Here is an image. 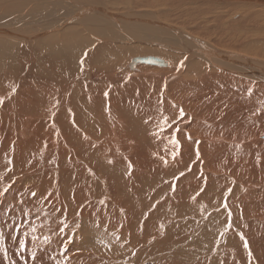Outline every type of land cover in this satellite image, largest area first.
<instances>
[{"label":"bare ground","instance_id":"obj_1","mask_svg":"<svg viewBox=\"0 0 264 264\" xmlns=\"http://www.w3.org/2000/svg\"><path fill=\"white\" fill-rule=\"evenodd\" d=\"M188 28L189 36L207 42L175 32ZM215 34L224 42L210 41ZM262 34L264 0H0V264H264L252 256L255 246L264 253V190L255 200L248 189L257 186L247 183L233 200L228 197L239 212L262 209L247 220L257 230L249 241L228 217L231 205L218 202L228 225L213 224L223 251L215 254L214 231L201 224L216 214L200 212L193 219L197 182L191 173L181 174L182 161H192L175 159L197 156L207 146L219 154L210 142H226L222 155L243 154L249 180L257 176L264 135H248L241 100L247 91L259 103L264 96ZM133 37L136 43L129 44ZM142 58L160 60L161 68L170 66L162 71L175 74L166 78L154 64L134 61ZM58 63L64 72L78 66V80L86 78L67 90ZM178 76V89L170 86L167 94L163 87ZM206 89H220L221 97ZM183 90L200 91L201 99L197 105L194 95L179 102L189 116L175 122ZM223 90L234 94L231 103ZM165 116L179 133L163 132ZM191 117V125L215 133L248 132L237 139L231 132L212 134L199 146L187 124ZM201 117L208 124L200 125ZM172 137L181 145L175 158ZM214 193H208L211 202L220 197ZM233 237L247 247H232ZM171 243L185 245L184 254L193 256L151 263Z\"/></svg>","mask_w":264,"mask_h":264},{"label":"rangeland","instance_id":"obj_2","mask_svg":"<svg viewBox=\"0 0 264 264\" xmlns=\"http://www.w3.org/2000/svg\"><path fill=\"white\" fill-rule=\"evenodd\" d=\"M230 4H239V3H228V5H230ZM156 10H158V8L156 9ZM159 11V10H158ZM236 14H239V13H236ZM175 30V29H174ZM183 30V32H181V31H177V30H175V32L177 33V34H179V35H181V36H183V37H185V38H187V39H190V40H193V41H195V42H207V41H200V40H197V39H194L193 37H191V36H189L188 34H187V32L186 31H191V28H188V29H182ZM214 30V29H213ZM212 31V30H211ZM229 36H231V34H228ZM264 34H262V36H263ZM257 37V36H256ZM264 37V36H263ZM209 39H210V41H213L214 43H221V42H224V36H221V35H218V34H215V35H213L212 37H210L209 36ZM121 41H118V42H116V44H121V43H123V44H126V43H124V42H121ZM129 44H131V43H136L135 41H134V37H133V39H130L129 41ZM234 43H236V42H234ZM234 45H237V44H234ZM245 56H247V55H245ZM132 57V55L131 56H128L127 57V59L125 60V59H122V62H123V64L122 65H125L126 63H128V61L130 60V58ZM249 57V56H248ZM252 58V57H251ZM133 60V59H132ZM206 63V62H205ZM208 64V63H207ZM58 66H59V69L63 72V73H65V77L67 78V80H68V84L66 85V88H67V90H68V88H70V87H74V85L75 84H77V83H79V82H81L82 80H84L86 77H84V76H81V81H79L78 80V78H79V70H78V66H76V67H73V68H69L68 66H66V67H63L65 70H66V72H64L62 69H61V65L58 63ZM121 66V65H120ZM119 66V67H120ZM131 66V65H130ZM129 66V67H130ZM208 66H210V67H217V66H211V65H209L208 64ZM226 65H224L223 66V69H224V71L225 72H227V73H229L230 72V70L231 69H228V70H226L225 68L226 67H228V66H226ZM153 68H155V69H158V70H160V71H162V69H168V68H170V66L168 65L167 67H163V68H161L160 66H152V69ZM234 69V68H233ZM121 70H124V72H126V73H132V74H134V75H136V76H141L142 74H140V73H136V72H134L132 69H127V68H124V69H121ZM162 73H164V77H169V76H173L175 73H173V74H171L170 75V73H172V69H169V70H167V71H162ZM207 73H208V71H207ZM105 73H101V75H104ZM205 74H206V71H204V76H205ZM163 75V74H162ZM181 76V75H180ZM184 76H187V75H184ZM143 77V76H142ZM149 77H151V76H149ZM214 77V76H213ZM179 76L176 78V79H170V80H168L167 81V84H168V86L166 85V87L164 86L163 88L165 89V91H167V94H170L171 95V93L168 91V89L170 88V86H172V87H174V88H177V82H178V80H179ZM196 79H197V77L195 78V81H196ZM159 82H161L162 83V78H159V79H157ZM170 82V83H169ZM172 84V85H171ZM178 89V88H177ZM233 91H234V89H233ZM252 91L253 90H250V92L252 93ZM206 92H208V93H211V92H213V94H216V95H219L220 97H221V90L219 89L218 91L217 90H208V89H206ZM201 92L200 91H197V92H193V93H191V91H187V90H183V91H181L180 93H179V100H178V102L175 104V105H179V106H176L177 107V110H175L174 111V113H173V116H172V119H173V121H175V122H179L180 120H183V119H185L184 117H188L189 115H188V112H185V111H183V113H184V115H183V117H181L180 116V110L181 109H183V108H180V104H179V102H183L184 101V99L186 98V97H190V96H192V95H194V96H197V98L192 102L193 103V105H197L199 102H200V100L198 99V98H200V96H198L199 94H200ZM223 93L224 94H226V96H224V99H228V101L231 103L232 102V100H233V96H234V94L233 93H228V92H226V91H224L223 90ZM244 93V95H243V98H242V100H241V112H243V111H245L246 110V112L248 113V116L246 117V118H243V117H241V120H244V124L246 125V126H248L249 128H250V131H249V136H254L255 134L257 135V137H255V138H257V139H261V136L262 135H264V96H263V98H262V100L260 101V103L258 102V100L257 99H255L252 95H250V93L247 91V92H243ZM166 93L165 92H160V97L162 98V100L164 101L165 100V98H166V95H165ZM178 98V97H177ZM201 99V98H200ZM184 103V102H183ZM162 106H163V104H161ZM179 107V108H178ZM228 107H232V105H229ZM174 115H175V117H174ZM224 115V114H223ZM256 116H258L259 118H260V120L257 122V123H255V120H256ZM178 117H180V118H178ZM191 120H189V121H187V124H190L191 125V122L193 121L192 120V117L190 118ZM185 121V120H184ZM191 121V122H190ZM197 122H198V120H196ZM186 122V121H185ZM199 122H201V123H199L200 125H204L205 126V124H208V121H207V119L205 118H202L201 117V119H200V121ZM253 127V128H252ZM256 127H258V128H260V127H262L261 129H258L257 131H256ZM212 127H208V128H206V127H198V126H195V125H191V132L194 134L195 133V131L197 132V133H195V134H197L196 135V139L194 140V141H196V142H198V144L197 145H201V146H204V144L206 143L205 141H204V137H206V136H211L212 134H219V136H220V138H223V136L225 137V135L227 136V135H229L230 134V132L231 133H233V137H231V138H233V139H237V137L240 135V134H243V133H246V132H248V131H242L241 129H238V130H236V129H233V128H231V129H229L230 131H228V130H224V131H219V133H215L214 132V130L213 129H211ZM167 132V133H171V134H174V133H179V132H176L175 131V129L173 130V129H171V127H168L167 125H164L163 126V132ZM180 131V130H179ZM242 132V133H241ZM251 132V133H250ZM225 133V134H224ZM236 133V134H235ZM186 134V133H185ZM198 134H199V136H198ZM197 138L198 139H201V140H198L197 141ZM233 141V140H232ZM205 142V143H204ZM209 142V141H208ZM233 142H235V141H233ZM261 142L264 144V140L263 139H261ZM213 146H215V147H218V150H219V154L218 153H216L215 151H214V148L212 147V148H210L209 149V146H207V148H203V151L199 154V158H197V156H195V155H186V156H181V157H176L175 159H177V160H180L181 158H183V159H186V158H190L189 160L190 161H192L193 162V164H192V162H191V164H187V162L186 161H182V169H184V172H181V174L182 173H185V172H187V173H191V175L193 176V178H195L196 179V182H197V186L194 188V189H192L193 191H199V192H197L198 193V198H197V200L195 201V203H194V206L196 207V209H197V213L195 212L194 214L192 213V215L191 216H193V219H198V216L200 217L204 212H206V213H208V214H210V215H214V214H216V215H214V216H211L212 218H214L213 220L209 217L208 219H207V223H202L201 225L203 226V228H202V230H204V229H206L208 226L207 225H210V227L213 229V231H214V233L212 234V235H210V236H212L214 239H215V246H216V250H217V252H215V254H217L218 253V251L219 250H221L222 248H221V245L219 244V242H220V240H221V236H220V233H219V231L213 226V224H216V225H219V226H225V225H228L227 224V222H228V218L225 216V218H224V215L225 214H223L222 212H221V210H224V208L223 209H221L220 207H221V205H219V203L221 202L222 203V205H225V203H227V205L228 206H230V211L231 212H233L232 213V215L231 216H228V217H230V219L232 220L233 219V217H234V219L232 220L234 223H233V225H235V226H239V228L237 227V229H236V231L239 229V230H241V232L243 233V236H244V238H246L248 241H249V238H252L253 236H255V233H256V229H254V228H251L250 226H249V224H250V222H252V219H254L257 215H259L260 213V211L262 210V209H260L259 207H257L252 213H250V211H248V210H241V212H239V211H237L236 210V208L235 207H237L238 208V205H236V204H234V203H232V201L231 200H233V198L232 197H234L236 194H237V192L238 191H242V186L243 185H247V183H248V185H250V184H252V183H254V184H252V186H257L256 188L254 187V188H252V189H248V195L250 196V197H252V198H254L255 200L257 199H260V197H261V194H260V191L261 190H264V184L262 185L261 183H264L263 181H264V177L262 178V182H261V178L260 177H262V176H264V175H262V174H264V173H262L264 170H262V168L264 167H260V166H262V164L264 165V162L262 163L261 162V164H258V163H256V165H255V169L257 168V170H255L256 172H255V174L258 172V174H256L257 176L255 177V175L253 174V176L251 175V177H250V180L252 181H250L249 180V176H250V174L247 172V170H248V168H249V166H246L245 164H246V162H240V161H243L242 160V158H243V154H236V153H232V152H229L227 155H222V153L224 152V151H226V146L227 145H229V144H226V142H210ZM223 143V144H222ZM218 146H217V145ZM217 157V158H216ZM166 158V157H165ZM174 159V160H175ZM223 159H225L224 160V162H223ZM203 162V163H202ZM260 163V162H259ZM204 164V165H203ZM258 164V165H257ZM244 165V166H243ZM248 165V164H247ZM184 167V168H183ZM204 167V168H203ZM258 167H259V169H258ZM195 169V173L194 172H192L194 169ZM211 168V169H210ZM261 168V169H260ZM203 169V170H202ZM210 170V171H209ZM212 170V171H211ZM262 170V171H261ZM189 171V172H188ZM215 171V172H214ZM260 171V172H259ZM259 173H260V175H259ZM206 176H208V177H206ZM260 176V177H259ZM205 177L208 179V181H205L204 182V180H205ZM253 177H255V178H253ZM258 177H259V179H258ZM182 178V177H181ZM181 178H179V179H181ZM251 178H253V179H251ZM178 179V180H179ZM257 180H259V181H257ZM173 181V180H172ZM249 181V182H248ZM257 181V182H256ZM258 183V184H256V183ZM261 182V183H260ZM260 184V185H259ZM117 185H119V184H117ZM262 186V187H261ZM161 188V187H160ZM160 188H157L156 190H154V197H155V192L156 191H158V190H160ZM164 190V189H163ZM180 190L181 191H187V189L186 188H184L183 186H180ZM207 191V192H206ZM203 192V193H202ZM213 192H216V193H214V195H216V194H218V195H220V197H214L215 199H218V200H215L214 199V201L213 202H211V197L209 196V194L210 193H212L213 194ZM209 193V194H208ZM234 193H235V195H234ZM200 194V195H199ZM207 194V195H206ZM227 194V195H226ZM206 196H208V197H206ZM211 196H213V195H211ZM226 197L225 199H223V200H221L223 197ZM205 197V198H204ZM228 197H229V199H231L230 201H229V199H228ZM231 197V198H230ZM204 198V199H203ZM157 199V198H156ZM208 201V203L206 202V201ZM228 200V201H227ZM204 201V202H203ZM219 202V203H218ZM223 202H224V204H223ZM229 202V203H228ZM203 203V204H202ZM207 203V204H206ZM212 203V204H211ZM204 204H205V206H204ZM230 204V205H229ZM251 203H249L248 204V206H251L250 205ZM211 207V208H213V209H205V208H203V206L204 207H208V208H210L209 206ZM214 206L215 208H217L216 210L218 211V210H220V211H218V212H216V210H214L215 208L214 207H212V206ZM216 205H217V207H216ZM235 205V206H234ZM220 206V207H219ZM234 207V208H233ZM202 208H203V210H202ZM220 208V209H219ZM233 208V209H232ZM264 209V208H263ZM210 210H211V212H210ZM215 212H214V211ZM213 211V212H212ZM202 214H201V213ZM264 213V211H261V213ZM200 213V214H199ZM223 214V216H222V214ZM253 213H255V214H253ZM256 213H259V214H257L256 215ZM262 213V214H263ZM182 215H183V213H179V214H177V216L179 217V218H181L182 217ZM221 215V216H220ZM196 217V218H195ZM238 217H239V219H238ZM227 219V220H226ZM250 220V222H248L247 220ZM234 220H236V221H234ZM255 220V219H254ZM238 221H239V223H238ZM224 222H226V223H224ZM245 222V223H244ZM242 223V224H241ZM246 223L248 224V227H250L251 229H249L248 227H247V225H246ZM185 224V223H184ZM188 225V224H187ZM246 225V226H245ZM174 226V225H173ZM175 227V226H174ZM245 227V228H244ZM245 230H244V229ZM246 228H248V229H246ZM182 228L179 226V227H177L176 229H175V233H177V232H179L180 230H181ZM235 229H230V231H231V234L232 235H234V234H236V236H238V234L234 231ZM243 230V231H242ZM256 230V231H255ZM247 231V232H246ZM235 232V233H234ZM234 233V234H233ZM251 234V235H250ZM257 234V233H256ZM239 237V236H238ZM238 237H233L232 239H231V241H230V243H231V245H232V247H237V246H240L241 245V249L243 250V248L245 247V243H244V241H243V239H240V238H238ZM230 238V237H229ZM228 238V239H229ZM227 239V240H228ZM238 239V240H237ZM171 245H172V247L173 248H171V249H166L161 255H159V256H156V255H152V258H153V261H151V263H155V262H157V261H159V260H162V258H165L166 260H168V262L170 263L171 262V260L176 256V255H181V256H183V257H186V258H189V257H192L193 256V254H190V253H187L188 255H185L184 254V250H183V248H185L186 246L185 245H174V244H172L171 243ZM257 248V249H256ZM257 250V251H256ZM222 251V250H221ZM257 253H256V252ZM223 252V251H222ZM246 252V251H245ZM248 254H249V251L247 252ZM251 253V252H250ZM254 253H256V254H254ZM252 256H255V257H257V258H259V261H261V260H264V253L262 252V250H260V248H258L257 246H255V247H253V252H252ZM250 256H251V254H249ZM252 256H251V258H252ZM252 260V259H251ZM254 260V259H253ZM255 261V260H254Z\"/></svg>","mask_w":264,"mask_h":264},{"label":"snow or ice","instance_id":"obj_3","mask_svg":"<svg viewBox=\"0 0 264 264\" xmlns=\"http://www.w3.org/2000/svg\"><path fill=\"white\" fill-rule=\"evenodd\" d=\"M81 65H83V61H81ZM182 66H183V63L181 62V67H182ZM14 90H15V89H13V91H14ZM105 95H107V93H105ZM2 103H3V100L0 99V104H2ZM183 115H184V113H183V110L181 109V110H180V116L183 117ZM164 123H165L168 127H171V124L168 123V117H167V116L164 117ZM175 131H176V132H179V128L177 127V128L175 129ZM189 139H190V137H189ZM170 143L173 145L174 149H176V151H173V152H172V156H173V158H175V156L178 154V150H179V148L181 147V145H180V141H179L178 139H176L175 137H172L171 140H170ZM197 158H199V152H197ZM165 163H166V161H165ZM5 191H7V189H5ZM33 195H35V193H33ZM224 207L227 208V204H226V203H225ZM230 215H231V213L229 212V216H230ZM65 227H67V225H65ZM34 231H35V229H34ZM47 240H48V237H45V241H46V242H47ZM245 247H247V242H245ZM32 259H33V260L36 259V254H35V253L32 254Z\"/></svg>","mask_w":264,"mask_h":264},{"label":"water","instance_id":"obj_4","mask_svg":"<svg viewBox=\"0 0 264 264\" xmlns=\"http://www.w3.org/2000/svg\"><path fill=\"white\" fill-rule=\"evenodd\" d=\"M214 60V59H213ZM135 62H145V63H149V64H154L156 66H164V62H161L160 60L157 59H152V58H142V59H138V60H134ZM264 138V136H263Z\"/></svg>","mask_w":264,"mask_h":264}]
</instances>
